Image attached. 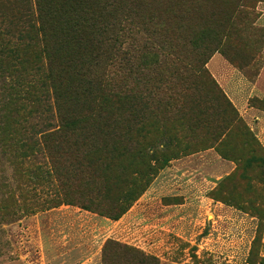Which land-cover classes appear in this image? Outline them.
<instances>
[{
	"label": "rangeland",
	"instance_id": "1",
	"mask_svg": "<svg viewBox=\"0 0 264 264\" xmlns=\"http://www.w3.org/2000/svg\"><path fill=\"white\" fill-rule=\"evenodd\" d=\"M182 1L184 27L172 32L179 60L140 20H123L116 54L96 71L120 85L121 58L141 66L154 45L149 70L124 78L128 87L177 118L182 91L173 75L201 63L235 114L209 119L222 155L213 146L171 159L117 218L69 202L81 192L75 168L100 139L76 137L50 154L51 144L36 145L35 156L22 148L18 123L32 112L38 64L24 70V52L9 51L0 32V264H264V0ZM30 6L36 16L34 0Z\"/></svg>",
	"mask_w": 264,
	"mask_h": 264
},
{
	"label": "trees",
	"instance_id": "2",
	"mask_svg": "<svg viewBox=\"0 0 264 264\" xmlns=\"http://www.w3.org/2000/svg\"><path fill=\"white\" fill-rule=\"evenodd\" d=\"M34 3L36 16L30 0H0V32L8 38L9 51L24 52L19 62L24 70L32 68L34 61L38 64V78L30 90L32 112L18 123L24 130L22 148L34 155L31 151L36 145L49 143L50 154L59 151L63 143L76 144V137L100 139L86 163L75 168L81 177L77 186L81 192L69 202L76 200L82 208L117 218L171 159L213 146L223 154L218 126L209 119L220 115L226 123L235 110L204 64L186 62L181 73H174L175 85L182 91L177 118L168 108L160 111L151 106L150 95L143 97L125 81L138 75L139 67L149 70V61L156 54L154 45L142 54L141 66L130 57L121 58L125 79L120 85L96 71L102 60H111L116 54L119 41L114 31L123 20H140L158 47L171 48L170 54L179 60L178 45L173 46L179 36L173 39L172 32L184 27L182 0ZM140 74L144 78L145 74ZM205 91L214 96L199 100L198 95ZM158 116L160 120L155 119ZM190 120L189 126L186 122ZM49 156L52 163L53 155Z\"/></svg>",
	"mask_w": 264,
	"mask_h": 264
}]
</instances>
